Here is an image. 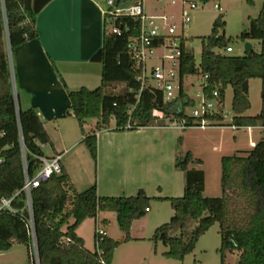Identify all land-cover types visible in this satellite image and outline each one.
<instances>
[{
  "label": "trees",
  "instance_id": "16d2710c",
  "mask_svg": "<svg viewBox=\"0 0 264 264\" xmlns=\"http://www.w3.org/2000/svg\"><path fill=\"white\" fill-rule=\"evenodd\" d=\"M52 0H0V202L16 196L13 206L19 211H0V253L11 250L16 244L26 245L28 261L36 264L33 237L25 210L24 160L21 141L25 148L28 173L33 176L40 166V158L47 157L43 145H52L50 137L34 109L21 110L17 106L11 85V74L5 51L7 42L15 49L38 38L36 16ZM136 1V0H135ZM205 3L211 0H203ZM4 20H6V25ZM113 26L122 30L113 34ZM226 27L220 15L213 23L211 34L202 38L201 62L184 49L181 58V90L173 102H164L161 92L147 88L140 94L139 77L142 66L132 57L128 43L139 34V23L132 18H119L104 28L103 46L91 61L102 67L101 84L90 90L81 88L69 92L70 111L77 120L82 143L92 158L98 160L97 133L110 128L113 131H135L164 125L166 120L186 119L188 125L203 119L216 127H234L236 130L260 128L262 137L254 147L241 155L221 159V197H205V173L190 169L192 154L177 158L175 167L184 173L185 187L182 197H149L140 189L133 196H99L97 186L78 192L68 173L53 175L32 190V209L35 247L39 264H112L115 250L132 241L131 228L136 220L150 211L152 200L171 203L174 215L169 223L158 227L150 241L167 247L163 257L183 262L196 248L199 238L215 224L219 225L221 244L220 264H226L228 254H237L238 264H264V4L256 19L238 37L242 42H258L260 53L253 51L243 56L221 53L228 41L220 30ZM188 76L207 77L206 94L220 93L218 110L203 118L193 119L186 110L195 105L183 89ZM261 80L262 108L257 116H247L251 108L249 82ZM233 90L230 124H225L224 108L226 90ZM96 121V132L87 134L84 125ZM130 123L131 128H126ZM115 213L122 240L97 234L95 249L85 247L84 240L76 233L87 219H98L101 213ZM73 220L71 223L70 221ZM105 230L108 220L99 221ZM195 224L191 232L188 226ZM179 235L171 236V232Z\"/></svg>",
  "mask_w": 264,
  "mask_h": 264
},
{
  "label": "rangeland",
  "instance_id": "374dc122",
  "mask_svg": "<svg viewBox=\"0 0 264 264\" xmlns=\"http://www.w3.org/2000/svg\"><path fill=\"white\" fill-rule=\"evenodd\" d=\"M189 1H193L198 8L191 11V22L185 26L182 25V9H187L189 3L184 0H147L145 10L149 16L158 17V26L161 28V31L167 32V22L175 25L176 36L184 39L185 48L194 54L197 65L201 62L202 38L208 37L211 34L213 23L220 15L223 16V20L226 23V27L220 30V34H224L225 38L229 40L228 46L233 49L232 53H227L225 50H222L221 53L228 56H243L246 54L245 43L238 40L237 37L249 28L252 19H256L259 16L264 0H211L207 3L203 0ZM173 2L175 3L173 4ZM216 5H218V8H216ZM4 39L5 51L11 74L12 91L15 94V100L18 106L19 102L17 96L19 95V89L16 86V78H14V54L11 52L7 42L6 32ZM250 43L253 51L260 53V44L258 42ZM171 54L172 50L166 46L156 50L155 57L146 64L148 74L150 73L151 67L160 63L159 57H168ZM203 82L204 80L201 76H188L184 82L185 92L190 99L195 102L193 107L186 110V114L188 115L192 114L193 109L200 108L201 106V99L198 97V94L201 92V85ZM95 83V85L93 84V86H90V90L98 88L101 84V82ZM249 97L251 108L246 112V115L252 117L257 116L262 108L261 80L253 79L249 82ZM232 98L233 90L229 87L225 94V124H230L233 118L231 108ZM75 124H77V122ZM115 126V121L112 120L109 129L101 130L97 133V163L83 143L79 145L74 152V155H78L79 161L82 164V173L85 172L88 179L93 181V185L97 184V188L98 183L101 185L102 195L113 197L126 196L119 192L121 190L131 191L132 194L128 196L135 195L138 192L136 188L130 187L129 181H131V176H129L128 172L126 173L123 170L124 166H134L136 168V173L139 174V176H137L140 178L138 181L142 183L140 188L143 189L149 197L153 198V195H156L155 193H157L159 187L162 189L163 195L172 193L169 192L170 183L166 182L164 177H169L170 174L175 172V159L178 157L185 158L188 153H191L193 158L189 168L201 169L205 172L206 190H204V196L221 197L222 157L246 153L250 151L262 137V130L260 128H250L251 130L242 129L240 131L232 129L229 126L206 129L193 128L186 131L172 128H159L145 131L146 135L144 134L140 138L137 137L135 139L137 143L134 144V137L129 139V136L126 135L128 133H117H133L135 131L126 130L116 132L113 131ZM85 131L87 134L96 132V121L89 120L85 126ZM53 133V138L59 140L61 131L56 132L53 128ZM235 136L237 139H235ZM71 142L72 141H66L65 143L68 145ZM62 147L63 145L61 149ZM44 151L46 155H48L47 157H52L49 156L53 155L51 145H46ZM177 174L183 177L182 173ZM80 187L82 191L89 188L88 186ZM181 191L179 193L182 194L174 198L182 197L183 190ZM150 207L152 209L151 212L148 213L149 217L153 218V220L157 219L156 221L159 223H157L158 227L169 223L174 215L173 207L168 201L159 202L152 200ZM111 216L112 224L109 228L111 229L110 236H113L114 239H119L121 231L116 216L115 214ZM151 227L149 226L146 228L147 237H152L155 230L158 228L157 226L154 228L153 225ZM194 228L195 224H191L188 226L187 232H191ZM82 232L86 237L88 249L94 250L95 227L92 221L87 222ZM177 235H179V231L171 232V236ZM220 244L219 225L215 224L206 234L199 238L196 248L191 254L185 257L183 262L175 261L169 262V264H220ZM135 246H140L138 247L140 249L134 251L132 254L143 255L146 251L148 253L150 248L154 251L155 247H157V251L159 252L157 258L151 255V257L147 258V261H145L146 263L142 260L140 264H161L160 261L163 259L160 256L163 252L167 251V247L162 243L155 244L152 241L145 245ZM128 248L130 247H127V249ZM143 256L145 257V255ZM27 261L28 249L26 245L16 244L11 250L0 253V264H26ZM226 264H238L237 254H228Z\"/></svg>",
  "mask_w": 264,
  "mask_h": 264
},
{
  "label": "crops",
  "instance_id": "0c3cea01",
  "mask_svg": "<svg viewBox=\"0 0 264 264\" xmlns=\"http://www.w3.org/2000/svg\"><path fill=\"white\" fill-rule=\"evenodd\" d=\"M123 1L124 5L135 2V0ZM146 1L144 0V6ZM107 9V0H52L36 16L35 26L38 38L17 47L13 53L14 70L16 73H14V78H16V86L19 89L18 99L16 98L19 102L18 106L21 110L34 109L38 113L50 137L53 155H60L62 157V168L68 173L78 192H82L80 186H93V181L88 179L85 172L82 173V164L79 161V157L77 154L74 155L75 150L82 144L83 138L82 134H80L81 131H79V124L71 114L68 94L81 88L89 89L91 88L90 86L96 84L95 82H101L102 67L99 63L92 62L91 59L103 46L106 23L105 13ZM76 122L77 124H75ZM87 122L84 125V129ZM53 128L56 132L61 131L59 140L53 138ZM159 128L164 129L162 125L138 129L133 133L123 132L117 134L128 133L126 135L129 136V139L134 137L133 141H135L137 137L140 138L142 135H146L145 131ZM248 129L251 130L250 128ZM235 139H237L236 136ZM66 141L72 142L67 145ZM136 143L135 141L134 144ZM123 170L131 176V181H129L130 187L136 188L139 191L142 183L138 181L140 178H138L139 174L136 173V168L134 166H124ZM177 173H182L183 177ZM164 178L166 182L170 183L169 192L172 193L163 195L164 193L159 187L157 193H155L156 195H153V197L180 196L182 194L179 193L181 190L184 193L185 176L183 172H180L175 167V172L170 174L169 177ZM95 185L97 186V184ZM101 190V185L98 183V195L105 196L101 194ZM119 192L126 196L132 194L131 191L126 190ZM151 209L149 212H151ZM113 214L115 213H101L97 220L87 219L78 227L76 233L84 240L87 249V240L82 232L83 227L87 225L88 221H92L95 227L97 221L108 220L109 226L106 229V235L114 239L113 236H110L111 229H109L112 224L111 215ZM156 220H153L147 214L144 218L134 221L131 228L133 240L121 244L115 250L112 264H140L142 260L144 262L147 261V258H150L151 255L157 258L159 256L157 247H155L154 251L152 248L148 250V253L146 251L143 254L145 257L142 254H132L134 251L140 249L138 248L140 246L135 245H145L151 242L150 239L152 237H147L146 228L152 225L154 228L158 227ZM70 222L72 223L73 220ZM122 238L123 234L121 232L120 238L114 240H122ZM127 247L130 248L127 249ZM163 253L160 256L163 259L160 261L161 264L175 262L163 257Z\"/></svg>",
  "mask_w": 264,
  "mask_h": 264
},
{
  "label": "built area",
  "instance_id": "2783aa9c",
  "mask_svg": "<svg viewBox=\"0 0 264 264\" xmlns=\"http://www.w3.org/2000/svg\"><path fill=\"white\" fill-rule=\"evenodd\" d=\"M3 1V0H2ZM188 8L182 9V25H188L191 22V11L198 8V6L189 0ZM123 0H107L108 9L105 13L106 21L111 23L118 20L119 18H132L139 23V34L136 38H131L128 43V49L132 57L137 61L139 66H142V73L139 77L141 83L140 94L144 89L153 88L154 90L161 92L163 95L164 102L169 103L176 100L181 90V78H180V67L181 58L184 54L185 43L183 38L176 36V27L174 24L167 22V32L161 31L158 26V17L149 16L146 13L144 0H136L134 3L124 5ZM175 2H173L174 4ZM218 8V5H216ZM164 19V18H163ZM6 25V20H4ZM113 34L120 36L122 30L116 26L111 29ZM166 46L172 50V54L168 57H159L160 63L151 67L150 73L147 72V62L155 57V51ZM227 53H232V47L225 49ZM168 61V63H167ZM204 82L201 85V92L198 97L201 99L200 108L193 109L190 116L193 119L203 118L206 115L213 114L218 110L220 93L218 90L213 91L209 95L205 93L207 87V77H202ZM186 80V78H185ZM183 81V89L184 82ZM185 91V90H184ZM224 114V113H223ZM214 126L210 121L203 119L199 124L188 125L186 119L170 121L166 120L163 128H172L185 131L191 128L206 129ZM126 128H131L130 123L127 124ZM232 129H235L232 127ZM22 154L24 160V185L22 192L25 194V210L28 213V226L33 237V253L34 261L39 264L37 250L35 247V236H34V223H33V209H32V190L38 188L44 181L49 180L53 175L62 174L61 156L54 155L52 157H41L40 166L36 170L33 176L28 173V164L25 159V148L23 141H21ZM42 149L45 145L41 144ZM1 162V161H0ZM16 196L11 198H3L0 202V211H9L11 213H18L19 211L13 206V202ZM97 234L99 236L106 235L104 228L101 223L97 221Z\"/></svg>",
  "mask_w": 264,
  "mask_h": 264
},
{
  "label": "water",
  "instance_id": "95a60500",
  "mask_svg": "<svg viewBox=\"0 0 264 264\" xmlns=\"http://www.w3.org/2000/svg\"><path fill=\"white\" fill-rule=\"evenodd\" d=\"M251 49H252V45H251V43H246L245 44V51H246V53H249L250 51H251Z\"/></svg>",
  "mask_w": 264,
  "mask_h": 264
}]
</instances>
